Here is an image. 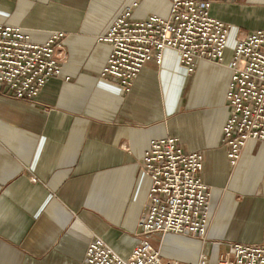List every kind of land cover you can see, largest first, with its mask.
Returning <instances> with one entry per match:
<instances>
[{"label": "crops", "instance_id": "1", "mask_svg": "<svg viewBox=\"0 0 264 264\" xmlns=\"http://www.w3.org/2000/svg\"><path fill=\"white\" fill-rule=\"evenodd\" d=\"M135 1V19L170 10L169 0H0V23L33 41L65 33L56 49L60 76L34 99L0 94V264H82L96 237L129 255L145 238L139 221L151 179L143 155L167 136L204 153L211 198L207 233L163 235L162 254L191 264L236 242L264 244V142L249 139L231 165L221 138L232 49L264 28V0H210L212 14L230 26L224 64L197 59L189 71L167 48L162 63H146L124 92L100 77L110 46L99 37ZM168 238L199 248L163 252Z\"/></svg>", "mask_w": 264, "mask_h": 264}, {"label": "built area", "instance_id": "2", "mask_svg": "<svg viewBox=\"0 0 264 264\" xmlns=\"http://www.w3.org/2000/svg\"><path fill=\"white\" fill-rule=\"evenodd\" d=\"M169 1L166 16L135 19V1L112 21L99 37L110 46L102 79L130 92L145 64L162 63L167 48L177 51L189 71L195 69L197 59L225 63L230 26L212 14L211 1ZM64 37L63 31H55L36 42L21 27L0 23V94L34 99L51 77L60 76L56 49ZM228 66L232 70L227 92L230 113L221 138L230 164L236 165L249 139L264 142V28L235 42ZM204 163V153L186 150L178 137L153 139L143 155V173L151 179L139 221L145 238L124 256L96 237L88 244L82 264H180L146 237L207 233L211 191L202 176ZM191 264H264V244L236 242L225 251L202 252Z\"/></svg>", "mask_w": 264, "mask_h": 264}, {"label": "rangeland", "instance_id": "3", "mask_svg": "<svg viewBox=\"0 0 264 264\" xmlns=\"http://www.w3.org/2000/svg\"><path fill=\"white\" fill-rule=\"evenodd\" d=\"M154 240V244L160 248L163 247L164 244V239H163V235L161 234H156V238L153 239ZM167 244L169 245L168 247H166L165 249H163V252H171L173 254L178 253L179 254H184V250L190 254L192 253L195 249H198V242H186L185 239H172V238H168L167 240ZM171 246V247H170ZM187 246V247H186ZM200 246V245H199ZM195 247V248H194ZM185 248V249H184ZM184 249V250H183ZM181 264H189L185 261H183Z\"/></svg>", "mask_w": 264, "mask_h": 264}]
</instances>
